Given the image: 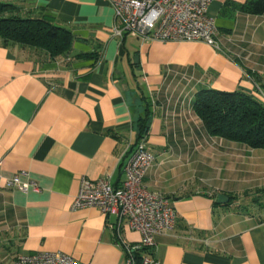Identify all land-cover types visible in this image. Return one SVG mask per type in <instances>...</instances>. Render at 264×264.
Wrapping results in <instances>:
<instances>
[{
	"label": "crops",
	"instance_id": "obj_1",
	"mask_svg": "<svg viewBox=\"0 0 264 264\" xmlns=\"http://www.w3.org/2000/svg\"><path fill=\"white\" fill-rule=\"evenodd\" d=\"M3 1L50 17L76 39L60 59L0 39V264L54 251L85 264L126 263L124 247L140 232H118L116 216L72 204L83 176L123 184L146 109L140 143L156 161L145 187L177 214L174 228L156 236L158 264H264V148L212 136L195 112L204 89L264 90V14L247 12L249 0H214L216 49L121 39L107 0ZM20 172L41 190L8 187ZM222 193L229 202H217Z\"/></svg>",
	"mask_w": 264,
	"mask_h": 264
},
{
	"label": "built area",
	"instance_id": "obj_2",
	"mask_svg": "<svg viewBox=\"0 0 264 264\" xmlns=\"http://www.w3.org/2000/svg\"><path fill=\"white\" fill-rule=\"evenodd\" d=\"M121 21L113 33L121 39L125 34L145 41L204 42L220 49L216 19L209 14L214 0H107ZM264 96V90L257 85ZM156 161V156L139 143L125 165L126 179L119 187L112 183L111 174L92 180L85 176L73 201L72 209L98 207L104 214L117 218L118 232L127 225L141 234L136 245H125L126 263L135 264V252L145 249L141 264H158L153 257L156 236L172 230L176 211L170 200L158 191L145 187L144 179ZM24 177V179H23ZM7 186L27 192L40 191L39 183L27 172L14 174ZM12 264H85L62 251L38 252L18 256Z\"/></svg>",
	"mask_w": 264,
	"mask_h": 264
},
{
	"label": "trees",
	"instance_id": "obj_3",
	"mask_svg": "<svg viewBox=\"0 0 264 264\" xmlns=\"http://www.w3.org/2000/svg\"><path fill=\"white\" fill-rule=\"evenodd\" d=\"M244 9L251 14H264V0H249ZM0 39L5 47L28 45L44 50L52 59H60L71 53L76 37L69 30L54 25L48 16H24L19 6L0 0ZM195 112L212 136L244 143L251 148H264V96L259 90H201ZM136 127L138 141L131 152L148 135V109L139 116ZM145 252V249L135 252V264L142 263Z\"/></svg>",
	"mask_w": 264,
	"mask_h": 264
},
{
	"label": "water",
	"instance_id": "obj_4",
	"mask_svg": "<svg viewBox=\"0 0 264 264\" xmlns=\"http://www.w3.org/2000/svg\"><path fill=\"white\" fill-rule=\"evenodd\" d=\"M229 196H227L226 194H220V195H218V198H217V202L218 203H227V202H229Z\"/></svg>",
	"mask_w": 264,
	"mask_h": 264
}]
</instances>
